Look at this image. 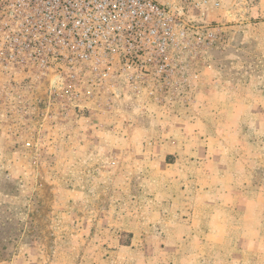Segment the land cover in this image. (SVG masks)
I'll return each mask as SVG.
<instances>
[{"label": "rangeland", "instance_id": "374dc122", "mask_svg": "<svg viewBox=\"0 0 264 264\" xmlns=\"http://www.w3.org/2000/svg\"><path fill=\"white\" fill-rule=\"evenodd\" d=\"M204 19L175 97L0 96V264H264V0Z\"/></svg>", "mask_w": 264, "mask_h": 264}, {"label": "built area", "instance_id": "2783aa9c", "mask_svg": "<svg viewBox=\"0 0 264 264\" xmlns=\"http://www.w3.org/2000/svg\"><path fill=\"white\" fill-rule=\"evenodd\" d=\"M222 2L0 0V81L11 87L0 96L14 87L39 93L37 113L47 114L89 112L92 99L175 97L181 55L217 41L220 30L204 17ZM195 12L200 19H190Z\"/></svg>", "mask_w": 264, "mask_h": 264}, {"label": "crops", "instance_id": "0c3cea01", "mask_svg": "<svg viewBox=\"0 0 264 264\" xmlns=\"http://www.w3.org/2000/svg\"><path fill=\"white\" fill-rule=\"evenodd\" d=\"M236 1H239V2H242V3H247L249 0H236ZM246 10L249 13V9H246Z\"/></svg>", "mask_w": 264, "mask_h": 264}]
</instances>
